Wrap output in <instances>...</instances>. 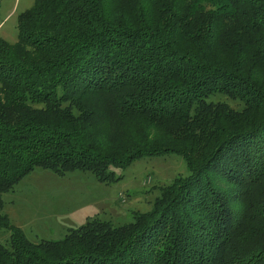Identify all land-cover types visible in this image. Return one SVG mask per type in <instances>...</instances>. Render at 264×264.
<instances>
[{"label": "trees", "instance_id": "trees-1", "mask_svg": "<svg viewBox=\"0 0 264 264\" xmlns=\"http://www.w3.org/2000/svg\"><path fill=\"white\" fill-rule=\"evenodd\" d=\"M16 20L0 40V264H264V0H34ZM167 154L188 176L128 224L32 242L2 213L36 168L111 184Z\"/></svg>", "mask_w": 264, "mask_h": 264}, {"label": "rangeland", "instance_id": "rangeland-1", "mask_svg": "<svg viewBox=\"0 0 264 264\" xmlns=\"http://www.w3.org/2000/svg\"><path fill=\"white\" fill-rule=\"evenodd\" d=\"M33 2L1 0L0 40L9 44L16 41V18ZM114 172L119 179L103 184L89 173L57 175L36 168L3 195L2 213L30 241H57L88 220H105L113 226L128 224L150 211L165 187L188 176L186 165L175 154L142 158ZM6 237V233L0 234V243Z\"/></svg>", "mask_w": 264, "mask_h": 264}]
</instances>
